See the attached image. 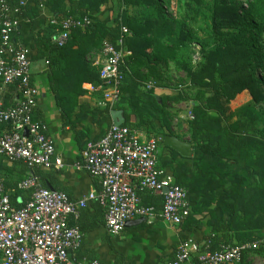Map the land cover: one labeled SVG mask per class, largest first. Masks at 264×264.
Segmentation results:
<instances>
[{
    "label": "trees",
    "instance_id": "1",
    "mask_svg": "<svg viewBox=\"0 0 264 264\" xmlns=\"http://www.w3.org/2000/svg\"><path fill=\"white\" fill-rule=\"evenodd\" d=\"M7 1L16 5L19 0ZM178 1L179 16L174 18L167 15L173 0H45L52 17H43L38 4L26 8L20 20L25 13L38 19L21 21L25 34L20 30L13 39L36 52L31 59H46L47 81L62 126L72 129L89 112V107L80 103L85 95L83 85H101L100 70L91 67L88 55L101 51L105 42L117 45L122 40L130 55L124 59L125 76L116 107L123 112V119L127 112L136 116V124L123 125L160 139L158 168L187 190L188 201L195 198L200 209L209 211L211 221L206 224L212 231L204 245L216 250L258 243L257 248L243 254L242 260L248 253L264 259V0ZM108 5L116 8L111 26L97 16ZM62 17H89L91 24L75 29L68 42L58 47L53 42L58 30L50 25V19ZM36 24L46 25L52 38L35 29ZM123 28L127 34L122 33ZM196 48L200 60L193 63ZM144 69L148 70L146 75ZM169 73L183 77L175 94L158 99L154 90L147 91L143 86L146 78L156 81L159 87L166 86ZM184 87L186 90H182ZM243 92L251 96L252 105L233 111L231 102ZM187 102L194 117L187 121L194 150L190 158L163 143L166 136L178 137L164 107ZM39 185L45 188L40 181ZM137 193L146 206H157L163 200V195ZM94 206L103 210L99 202ZM82 214L70 222L81 233ZM192 219L189 215L183 221L185 228L190 227ZM193 225L201 228L202 222L193 221ZM78 258H82L80 251Z\"/></svg>",
    "mask_w": 264,
    "mask_h": 264
},
{
    "label": "built area",
    "instance_id": "2",
    "mask_svg": "<svg viewBox=\"0 0 264 264\" xmlns=\"http://www.w3.org/2000/svg\"><path fill=\"white\" fill-rule=\"evenodd\" d=\"M35 4L45 8V0H19L16 5L0 0V158L22 161L31 169H50L60 167L61 162L55 159V144L46 124L33 120L38 91L31 83V53L13 39L23 12ZM90 24L89 17L51 18L50 25L58 30L53 42L62 47L73 30ZM122 33L127 34V29ZM102 55L99 88L103 98L98 106L111 112L120 100L125 76L122 67L130 52L119 40L117 45L105 42ZM199 60L197 48L193 63ZM144 87L155 90L158 84L150 80ZM186 119H194L191 111ZM159 142L136 128L113 122L100 140L86 144L77 164L78 169L99 180L101 189L77 201L61 191L41 187L38 178L30 176L18 185L19 190L31 191L30 199L17 209L6 195L0 176V264H102L77 258L82 233L70 224L92 201L104 208L105 226L111 236L120 235L133 219L180 225L190 215L188 192L171 174L158 168ZM138 190L163 195L162 209L142 205ZM257 247L258 243H251L211 250L209 245L185 239L177 246L171 264H239L245 252Z\"/></svg>",
    "mask_w": 264,
    "mask_h": 264
},
{
    "label": "crops",
    "instance_id": "3",
    "mask_svg": "<svg viewBox=\"0 0 264 264\" xmlns=\"http://www.w3.org/2000/svg\"><path fill=\"white\" fill-rule=\"evenodd\" d=\"M33 6H28L27 9L29 10ZM38 8L43 17H52L48 10H46V7L41 9L38 6ZM115 9V6H103L101 12L97 14L99 20L111 26L114 23ZM29 17L33 20L38 19L31 15ZM29 17H27L26 13L24 14V19L22 18L23 20H20L16 33L22 29L21 21L22 24L30 23L31 19ZM36 25L37 27L35 29L40 33L45 32L47 36H51L52 33L50 29H47L46 25ZM24 29L21 30V34H25ZM51 31L53 32V30ZM56 36L57 34L53 38ZM18 42L21 43L19 40ZM30 53L35 54L36 52L30 50ZM87 61L91 67L101 70L104 65L102 50L88 55ZM46 70V59H31V83L38 91L37 106L33 114V119L46 124L48 135L55 144V159L60 160L61 166L50 169H43L41 167L31 169L22 161H7L6 159L0 158V176L3 179L5 193L16 208H21L30 199L28 197V192L30 191L19 190V183L28 179L30 176H35L36 172L40 173V176L37 177L38 183L40 181L45 188L65 193L73 201H77L91 192H98L101 189L99 180L91 177L86 171L77 168V164L82 161L81 155L83 149L87 142L100 140L111 124L116 121L117 116L120 118L122 124L125 122H128L130 126L136 124V116L133 112H127L125 119H123V112L117 110V107L111 112L99 108L98 104L103 98V90L99 86L95 87L92 84H84L83 89L85 90V95L80 98V103L81 105L89 107L87 117L76 125L75 129L63 127L61 114L56 109L53 95L50 92ZM147 73L148 70L144 69L143 74L146 75ZM170 76L182 77V74L177 75L171 73ZM150 80L151 78H146V81ZM173 94H175L174 90L167 85L158 86L154 90V95L158 99ZM159 102L161 101L159 100ZM151 104H148L149 107ZM182 106L183 103L167 104L164 107V111H167L171 117V120H169L171 128L179 137L175 138L189 142L187 126L185 123H182V119L187 115L182 111L178 112L175 116L176 110H181ZM240 107L241 105L239 106L233 101L231 102V109L233 111ZM153 109L159 111L155 107ZM101 114H105V117H102ZM155 123L158 125L157 120ZM142 132L145 133L144 131ZM146 135L148 136V134ZM193 154L194 150L192 146V156ZM183 164L185 165V163ZM20 192H24V195ZM146 193L150 194L149 192ZM160 196L159 194H151V197ZM163 202L164 199L161 203H156L157 206H148H154L156 209L158 207L160 210L163 207ZM94 205L95 202H88L87 207L81 211L83 213L81 216L83 231L82 245L79 251L82 258H78L79 251L76 253L79 260H98L102 264H126V262L128 264H171L174 260L177 246L181 241L193 239L201 245H204L205 237L210 235L212 231V227L206 224L208 221H211V214L206 208L200 209L198 200L192 197H190L189 205L190 217L193 219L189 228H185L184 222L181 225L175 226L159 219L150 223L143 219H133L126 223L124 230L118 236L109 235L105 226V210L104 208V211L100 210ZM193 221H201V228L195 229L196 226L193 225ZM262 235H264V230L262 231ZM239 264H264V259L258 255L248 253Z\"/></svg>",
    "mask_w": 264,
    "mask_h": 264
},
{
    "label": "rangeland",
    "instance_id": "4",
    "mask_svg": "<svg viewBox=\"0 0 264 264\" xmlns=\"http://www.w3.org/2000/svg\"><path fill=\"white\" fill-rule=\"evenodd\" d=\"M179 5H181V3H180V1H178V0H173V3H172V5H171V7L168 9V16H170V17H174V18H178V14H179V12H177L178 10H176L177 9V7H179ZM197 49V48H196ZM258 75H259V77H261L262 76V73L260 72V71H258ZM263 76H264V73H263ZM169 78H170V82L168 83V85L167 86H170V88L172 89V90H175L176 89V87L181 83L180 81L183 79V77L182 78H178V77H174V76H169L168 77V80H169ZM144 82H147L146 80L144 81ZM144 84V83H143ZM144 86V85H143ZM179 87H181V86H179ZM186 88L187 87H184L182 90H186ZM263 89H264V87H263ZM251 96L248 94V92H243V93H241V94H239L234 100H233V102H235V103H237V105H241V107H246V106H249V105H252V104H250V102H251ZM251 107H253V106H251ZM260 108V106H254V109H259ZM256 110V111H257ZM177 112L175 113V116H176V114L178 113V112H184V114H188V112L189 111H191V103H189V102H187V103H183V106H182V108H181V110H176ZM186 117L187 116H185V118L184 119H182L183 121H182V123H185L186 124V126L188 125L187 124V119H186Z\"/></svg>",
    "mask_w": 264,
    "mask_h": 264
},
{
    "label": "water",
    "instance_id": "5",
    "mask_svg": "<svg viewBox=\"0 0 264 264\" xmlns=\"http://www.w3.org/2000/svg\"><path fill=\"white\" fill-rule=\"evenodd\" d=\"M117 125H123L120 118L117 116L115 119ZM164 145L170 146L177 153L184 158H190L192 156V145L189 142L181 141L172 136H166L163 141ZM167 189L163 191V194L167 193Z\"/></svg>",
    "mask_w": 264,
    "mask_h": 264
},
{
    "label": "bare ground",
    "instance_id": "6",
    "mask_svg": "<svg viewBox=\"0 0 264 264\" xmlns=\"http://www.w3.org/2000/svg\"><path fill=\"white\" fill-rule=\"evenodd\" d=\"M73 31H74V30H73ZM73 31H72V32H73ZM71 34H72V33H71Z\"/></svg>",
    "mask_w": 264,
    "mask_h": 264
}]
</instances>
